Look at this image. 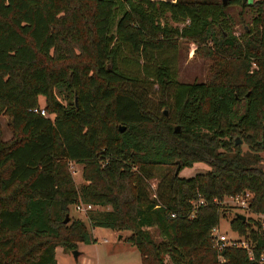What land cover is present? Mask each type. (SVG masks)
<instances>
[{
  "label": "trees",
  "instance_id": "obj_1",
  "mask_svg": "<svg viewBox=\"0 0 264 264\" xmlns=\"http://www.w3.org/2000/svg\"><path fill=\"white\" fill-rule=\"evenodd\" d=\"M227 1L253 9L242 39L223 0H0V113L12 130L0 140V264H57L55 247L89 243L95 226L128 231L140 264H258L210 242L223 196L248 191L247 210L264 213V0ZM181 40L203 46V81L177 80ZM39 95L48 116L31 111ZM176 161L208 168L183 177ZM78 202L109 209L64 222ZM229 226L264 253L260 223L235 213Z\"/></svg>",
  "mask_w": 264,
  "mask_h": 264
},
{
  "label": "rangeland",
  "instance_id": "obj_2",
  "mask_svg": "<svg viewBox=\"0 0 264 264\" xmlns=\"http://www.w3.org/2000/svg\"><path fill=\"white\" fill-rule=\"evenodd\" d=\"M225 7L224 11L229 20V28L233 35L242 39L245 32L248 31V27L251 26V20L253 17V9L250 7H241L237 4H230L227 0H223ZM189 40H181L179 42L178 52L175 58V70L176 78L180 82H192L203 81L206 79L210 60L206 57L203 46H198ZM149 102L156 108L158 101L162 99V96L155 91V87L150 90L148 96ZM38 106L44 107V97L38 96ZM164 116H167V109L161 108L160 112H164ZM44 115L48 116L47 111L44 110ZM51 116V115H50ZM12 135V130L9 126L8 115L0 113V140L6 141ZM238 140L241 150H247V144L244 143L242 138L235 135V141ZM261 157V167L264 168V150L258 152ZM69 171L75 185L79 186L85 183L81 176V165L73 162L68 163ZM207 165L202 162L192 164L190 167L179 168L178 175L183 177L192 176L195 173L204 172L207 169ZM173 171L175 166H171ZM157 178L153 177L148 180V190L150 193L154 192L156 187ZM249 193L248 191H246ZM220 216L218 219V228L223 232L229 241L246 240L242 235L231 230L229 226L230 218L235 213L244 215L245 220L248 221L251 227L254 226V221L260 223L264 220V213L255 214L251 213L243 205L238 204L235 200H232L229 196H223L220 200ZM109 206L91 205L87 210H77L74 205L70 206L67 213V217L80 218L87 223L86 214L88 211L95 210H107ZM89 234L92 236V240L89 243H77L74 248L78 254L77 257L73 256V250L65 249L58 245L55 247V259L57 264H140V255L137 248L126 240L128 231H115L107 227H92L88 228Z\"/></svg>",
  "mask_w": 264,
  "mask_h": 264
},
{
  "label": "built area",
  "instance_id": "obj_3",
  "mask_svg": "<svg viewBox=\"0 0 264 264\" xmlns=\"http://www.w3.org/2000/svg\"><path fill=\"white\" fill-rule=\"evenodd\" d=\"M31 111L33 113L39 114L41 116H45L44 115V109L42 107H39V106L33 107L31 109ZM229 197H231L232 200H235L238 204L243 205L247 208V203H248V199L250 197V193L243 191L242 193L230 195ZM202 203H203V200L199 199L197 201H193L192 205H199ZM74 207L77 210H87L91 207V204L78 202L74 205ZM258 214H260V213H258ZM261 227L264 228V220L261 221ZM210 242H211L212 247H214L217 251H220L223 247H226V246H236V247L242 248L247 252L249 259H254L258 264H264V253H260L257 256V258H254V256L251 253V250L249 248L248 242L246 240L245 241L244 240H241V241L235 240L233 242L229 241L228 237H226V235L219 230L217 225H215L211 228Z\"/></svg>",
  "mask_w": 264,
  "mask_h": 264
},
{
  "label": "water",
  "instance_id": "obj_4",
  "mask_svg": "<svg viewBox=\"0 0 264 264\" xmlns=\"http://www.w3.org/2000/svg\"><path fill=\"white\" fill-rule=\"evenodd\" d=\"M223 3H224V1H223ZM163 113L165 114V111H164ZM174 128L177 129L178 127L175 126ZM122 129H123V127L120 126V127H119V130L121 131ZM235 143H239V141L236 140ZM178 171H179V162L176 161V166H175V169H174V171H173V174H174V175H177ZM236 216L239 217L242 221H245V217H244V215H242V214H240V213H236ZM67 219H68V217H67V215H65L63 221L66 222ZM77 254H78V252H77L75 249H73V256H74V257H77Z\"/></svg>",
  "mask_w": 264,
  "mask_h": 264
}]
</instances>
